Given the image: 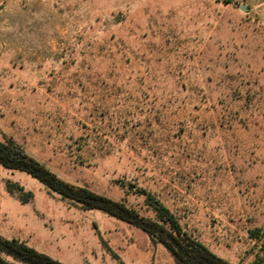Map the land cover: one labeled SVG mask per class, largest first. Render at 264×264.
<instances>
[{
	"label": "rangeland",
	"instance_id": "obj_1",
	"mask_svg": "<svg viewBox=\"0 0 264 264\" xmlns=\"http://www.w3.org/2000/svg\"><path fill=\"white\" fill-rule=\"evenodd\" d=\"M0 141L147 219L166 205L190 247L264 264V0H0ZM0 233L69 264H177L1 164Z\"/></svg>",
	"mask_w": 264,
	"mask_h": 264
},
{
	"label": "trees",
	"instance_id": "obj_2",
	"mask_svg": "<svg viewBox=\"0 0 264 264\" xmlns=\"http://www.w3.org/2000/svg\"><path fill=\"white\" fill-rule=\"evenodd\" d=\"M0 164L6 168L21 170L37 178L51 190L72 199L87 209H100L110 215L140 226L170 249L177 264H229L211 253L203 243L186 245L179 237L183 234L178 216L162 203L153 204L159 219L157 222L140 216L124 203L113 200L85 186H78L60 178L45 164L27 154L21 148L0 141ZM166 225L172 229L170 231ZM174 231L178 234L175 235ZM0 264H69L30 245L19 237H5L0 233ZM125 264V263H118Z\"/></svg>",
	"mask_w": 264,
	"mask_h": 264
},
{
	"label": "water",
	"instance_id": "obj_3",
	"mask_svg": "<svg viewBox=\"0 0 264 264\" xmlns=\"http://www.w3.org/2000/svg\"><path fill=\"white\" fill-rule=\"evenodd\" d=\"M241 7H242V9H247L246 5H242Z\"/></svg>",
	"mask_w": 264,
	"mask_h": 264
}]
</instances>
